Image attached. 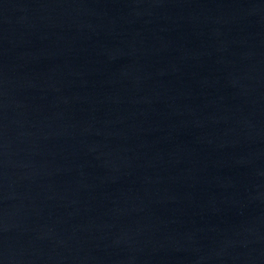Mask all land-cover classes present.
Here are the masks:
<instances>
[{"label": "water", "instance_id": "95a60500", "mask_svg": "<svg viewBox=\"0 0 264 264\" xmlns=\"http://www.w3.org/2000/svg\"><path fill=\"white\" fill-rule=\"evenodd\" d=\"M0 264H264V0H0Z\"/></svg>", "mask_w": 264, "mask_h": 264}]
</instances>
